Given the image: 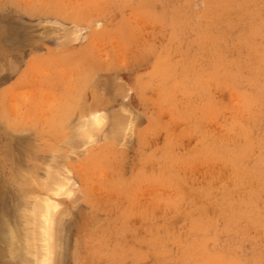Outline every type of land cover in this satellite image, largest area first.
I'll list each match as a JSON object with an SVG mask.
<instances>
[{
  "label": "rangeland",
  "instance_id": "374dc122",
  "mask_svg": "<svg viewBox=\"0 0 264 264\" xmlns=\"http://www.w3.org/2000/svg\"><path fill=\"white\" fill-rule=\"evenodd\" d=\"M34 195L56 264H264V0H0V264Z\"/></svg>",
  "mask_w": 264,
  "mask_h": 264
},
{
  "label": "bare ground",
  "instance_id": "6f19581e",
  "mask_svg": "<svg viewBox=\"0 0 264 264\" xmlns=\"http://www.w3.org/2000/svg\"><path fill=\"white\" fill-rule=\"evenodd\" d=\"M112 113V112H111ZM113 114V113H112ZM115 115V114H114ZM96 112H90L88 113V115L83 116V123L85 124V126H92L91 124H89L92 120H96ZM110 118V117H109ZM112 118V117H111ZM98 120H101L98 116ZM112 120V119H111ZM115 120V119H114ZM119 120V119H118ZM94 121H92L91 123L93 124ZM100 122V121H99ZM98 122V123H99ZM111 122V121H110ZM77 123V122H76ZM73 123L72 125L76 124ZM80 123L78 122V126L77 124L74 125L76 126V128L74 127V130L76 132L77 127H80ZM95 124H97V122H94ZM119 123V121H118ZM117 124V123H116ZM115 125V124H114ZM82 126V125H81ZM89 126V127H90ZM72 127V126H71ZM70 127V128H71ZM116 127V126H115ZM118 128V127H116ZM116 128L112 129L115 130ZM73 129V128H72ZM76 129V130H75ZM86 129V127H85ZM88 129V128H87ZM71 131V130H70ZM71 131V132H73ZM78 131V130H77ZM84 132L87 130H83ZM119 131V129H118ZM117 131V132H118ZM70 132V135H73ZM83 132V133H84ZM90 133V131H88ZM87 132V133H88ZM114 132V131H113ZM82 133V129L81 132ZM108 133V132H107ZM119 133V132H118ZM109 134V133H108ZM70 135L68 136V138L70 137ZM84 135V134H82ZM86 135V134H85ZM81 136V134H80ZM107 136V135H106ZM74 139V136H73ZM73 139L72 142H73ZM69 140V139H68ZM77 140V139H76ZM70 141V140H69ZM230 170V169H229ZM48 173V172H47ZM49 175V174H48ZM52 176V174H51ZM50 180V179H49ZM207 183V182H206ZM48 185V184H47ZM46 185V187H47ZM68 185V182L64 179L63 181H61L60 183V190H63V188ZM52 185H49V187ZM45 187V188H46ZM48 187V188H49ZM48 190V189H47ZM51 190V189H50ZM58 192V189H56ZM52 191V190H51ZM23 200H25L23 198ZM27 203L25 204V208L29 209L28 210V218H26V216H24V218H22V227L17 228L16 227H12L9 228L6 233H2L1 237L2 239L5 237L6 240V244H8L7 248L9 250V253L17 258L18 256L20 257L21 255V259H25L27 260L29 256H31L32 258V262H30L29 264H56L57 262L59 263L61 259H59L56 263H55V257L58 255V252L60 253V257H61V251L63 249H60L62 244L59 242H57V234L58 231L60 232V230H58L59 226H58V222H59V218H56V207H57V203L56 200H54L52 197L50 196H44V197H39V195H34L30 200H25ZM24 201V202H25ZM21 203V201H20ZM23 204V201H22ZM23 207V205H22ZM27 211V210H26ZM19 212V211H18ZM17 212V213H18ZM55 213V214H54ZM18 217V216H17ZM20 217V216H19ZM21 219V217H20ZM18 220L17 218L15 219V221ZM19 222V221H16ZM1 229V228H0ZM61 229V228H60ZM3 231V230H2ZM62 236V235H61ZM60 239V237H58ZM67 240V239H66ZM62 242V240H61ZM76 243V242H75ZM61 245V246H60ZM65 245V244H64ZM76 246V244L74 245ZM3 248V247H2ZM63 248V246H62ZM7 251V249H6ZM5 251V252H6ZM65 251V250H64ZM4 252V251H3ZM63 252V251H62ZM1 253V250H0ZM8 251L6 252V254H9ZM65 253V252H64ZM2 254V253H1ZM0 254V255H1ZM10 255V257H12ZM75 255V254H74ZM9 256V255H8ZM7 256V257H8ZM28 256V257H27ZM64 256V255H63ZM6 257V258H7ZM12 257V259H13ZM18 257V258H19ZM27 257V259H26ZM59 257V258H60ZM65 257V256H64ZM73 257V256H72ZM14 258V259H15ZM19 258V260H20ZM75 259V257H73ZM2 259V258H1ZM65 259V258H64ZM63 259V260H64ZM3 260V259H2ZM7 260V259H6ZM17 261V259H15ZM22 260V261H25ZM13 261V260H12ZM8 262V261H7ZM62 263V262H61ZM64 263V262H63ZM65 264V263H64Z\"/></svg>",
  "mask_w": 264,
  "mask_h": 264
}]
</instances>
